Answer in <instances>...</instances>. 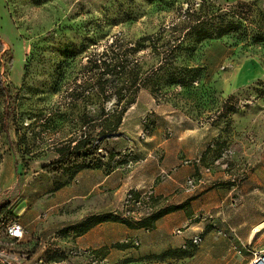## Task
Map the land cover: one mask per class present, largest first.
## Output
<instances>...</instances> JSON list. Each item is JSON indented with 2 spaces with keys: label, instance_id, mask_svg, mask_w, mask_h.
I'll return each mask as SVG.
<instances>
[{
  "label": "rangeland",
  "instance_id": "374dc122",
  "mask_svg": "<svg viewBox=\"0 0 264 264\" xmlns=\"http://www.w3.org/2000/svg\"><path fill=\"white\" fill-rule=\"evenodd\" d=\"M168 1L0 0V85L8 91L5 96L0 90V161L13 159L20 175L32 163L56 162L54 149L64 147L62 165H55L57 171L52 173L67 182L80 170V163L108 171L134 162L138 153L128 145L146 140L160 125L166 126L165 131L169 127L190 129L200 135L205 146V166L230 151L226 167L221 168L231 175L227 181L235 186L231 178L238 174L251 179L245 189H232L225 218L229 223L249 221L254 224L252 232L259 225L261 228L244 244L224 231H218L222 239L215 240L221 249L235 254L237 264H249L254 253L264 250V0H208L221 9L220 14H226L225 20L241 25L222 36L213 32L200 43L185 42L187 49L175 52L176 72L196 69L192 81L186 87L168 84L167 73L159 69V91L153 93L146 87L137 92L116 137L89 141L75 153L71 150L78 135L84 132L91 137L99 130L79 125V115L87 111L93 117L101 107L109 109L114 100L105 103L93 98L71 107L64 87L59 93L54 91L55 79L62 72L64 84L79 83L86 57L101 52L111 40L122 39L126 46H133L140 38L179 24L175 9L184 7L185 0ZM179 27L176 35H182ZM170 53L166 52V68L172 65ZM134 55L143 71L157 62L148 49ZM160 60L159 56V65ZM116 92L109 89L105 95ZM5 103L11 110L7 118ZM67 138L69 148L59 144ZM107 152H112V157ZM194 160H185L190 161L186 165H193ZM120 210L121 203L113 213ZM23 240L7 245L18 257L13 264H91L90 260L95 264H185L179 262L178 255L163 262L152 256L126 263L129 258L104 259L94 253L90 259L58 241L46 247L42 256L31 259L30 250L22 247Z\"/></svg>",
  "mask_w": 264,
  "mask_h": 264
},
{
  "label": "crops",
  "instance_id": "0c3cea01",
  "mask_svg": "<svg viewBox=\"0 0 264 264\" xmlns=\"http://www.w3.org/2000/svg\"><path fill=\"white\" fill-rule=\"evenodd\" d=\"M165 128L160 125L146 140L128 145L138 153L134 162L118 164L108 171L103 166L85 168L67 182H63L60 174L43 170L48 162L32 163L17 175L13 159H3L0 208L4 205L7 208L5 215L0 214V220H15L25 227L22 247L30 250L31 259L42 256L46 247L58 241L77 253L88 249L104 259L137 260L172 250L193 249L190 256L179 262L237 264L233 260L235 254L221 249L215 240L222 239L218 231L236 236L242 244L251 236L254 224L247 220L229 223L225 218L232 189H245L251 179L233 186L227 181L231 175L219 167L210 173L203 172L205 146L200 135L190 129L167 127L165 131ZM198 157H202L201 166L184 164L185 160ZM191 176L203 180L195 192L185 188V181ZM148 188L154 189L158 196V210L181 208L159 217L149 230L103 221L78 236L73 234V229L85 219L118 210L127 190ZM176 230L181 233L176 234ZM196 235L202 239L197 247L190 242ZM133 241L138 245H133Z\"/></svg>",
  "mask_w": 264,
  "mask_h": 264
},
{
  "label": "trees",
  "instance_id": "16d2710c",
  "mask_svg": "<svg viewBox=\"0 0 264 264\" xmlns=\"http://www.w3.org/2000/svg\"><path fill=\"white\" fill-rule=\"evenodd\" d=\"M167 2L169 1L159 0V3ZM175 11H177L179 15V24L173 23L171 26L162 28L153 35L140 38L133 46L129 43L127 47L122 39L115 38L111 40L109 44H106L101 52L94 53L92 56H87L83 65V77L80 79L79 83H72V85L64 84V73L62 72L55 79L53 83L54 91L59 93L64 87L65 99L68 100L67 104L71 107H74L75 103L78 101H89L93 98L105 101V103L111 98L114 100V103H112L109 109L101 107L93 117H90L87 111L79 115L77 121L79 125L82 127L92 125L99 130L95 135H91V137L84 132L78 135L74 140V145L71 147L74 153L80 149H84L89 141H100L116 137L122 124L123 116L127 109L134 104L137 92L141 88L146 87H149L153 93L159 91V69L167 73L166 77L168 79V84L186 87L192 81L194 74H196V69L186 67L183 68L182 72H176L177 69L173 65L176 60L175 52L177 53L184 48L187 49V47H184L185 42L190 44L194 42L200 43L203 40L210 39L213 32L217 36H222L241 25L240 22L225 20L226 16L224 15L226 14H220L221 9H216L208 0H185V6H180L176 8ZM178 26H180L179 29L181 28L182 35H176V32L179 31L177 29ZM188 47L190 48V45ZM144 49L150 50L151 54L157 59L156 64L146 71L142 70V66L139 64L138 59L134 57L137 51ZM1 50L2 46L0 43V51ZM166 52H171V57L169 58L172 59V65L170 68H166L164 64L167 62L168 57L166 56ZM159 56L161 59L160 65ZM88 73L90 75H88ZM192 73L193 75H190ZM0 86L2 94L7 96L8 91L6 87H4L2 83ZM109 89L116 90L117 92L105 95ZM10 111V105L5 103L4 116L6 118L9 116ZM66 115L70 117V114H64V116ZM6 118L3 123L5 128L7 127ZM5 131H7V129H5ZM74 135L75 133L73 136ZM70 139L67 138L62 140L59 144L62 143L65 145V148H69L71 143ZM54 150L58 154V160L53 163L50 162L43 167V170L48 173L57 171V168L54 166H61L63 162L62 156L64 147H57ZM107 155L112 157L113 153L107 152ZM74 157L79 158L80 155H74ZM200 158L202 160V157ZM78 168L82 170L88 168V166L86 163H80ZM6 208L7 205L2 206L0 208V214L5 215ZM180 208L181 206H177L157 210L156 213L149 218L138 222H131L113 214L93 216L85 219L76 226L73 231H75V236H78L103 221H115L126 224L132 228H144L149 230L159 217L167 212ZM118 246L122 247L121 245ZM192 250H172L154 256L159 257V261L163 262V259L166 257L178 255L181 257L179 259H182L190 256ZM151 257L152 256H147L140 258V260H150ZM131 262H133V260L126 259V263Z\"/></svg>",
  "mask_w": 264,
  "mask_h": 264
},
{
  "label": "built area",
  "instance_id": "2783aa9c",
  "mask_svg": "<svg viewBox=\"0 0 264 264\" xmlns=\"http://www.w3.org/2000/svg\"><path fill=\"white\" fill-rule=\"evenodd\" d=\"M231 155L230 151H224L218 159H215L211 165L203 166L202 170L205 173H210L214 167L225 168V159H228ZM190 161H184V164H189ZM201 158L198 157L193 161V164L200 165ZM162 176L166 177V173H162ZM245 175L238 174V176L232 177L231 180L235 183V186L244 180ZM203 183L201 177L191 176L185 181V188L187 191H195ZM158 199L154 189L148 188L142 191H135L129 189L125 192L121 202L120 213H113L115 216L121 217L131 222L142 221L149 218L156 213L155 201ZM27 231L20 223L15 220H0V264H13L17 261L18 257L12 254L8 248V244L13 245L21 241ZM179 230H176V234H180ZM202 239L199 235L193 236L190 242L193 246H197L201 243ZM133 245H137V241H133ZM82 254V253H81ZM83 255L92 259L93 252L91 250L83 251ZM91 264H95L94 260H90ZM249 264H264V250L258 251L253 254L252 260Z\"/></svg>",
  "mask_w": 264,
  "mask_h": 264
},
{
  "label": "bare ground",
  "instance_id": "6f19581e",
  "mask_svg": "<svg viewBox=\"0 0 264 264\" xmlns=\"http://www.w3.org/2000/svg\"><path fill=\"white\" fill-rule=\"evenodd\" d=\"M262 225H259L255 228V230L252 232L251 234V237L254 235L255 232H257L260 228H261Z\"/></svg>",
  "mask_w": 264,
  "mask_h": 264
}]
</instances>
